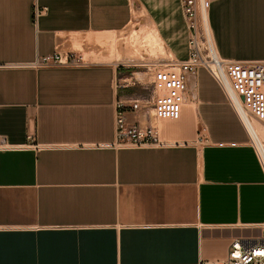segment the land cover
Masks as SVG:
<instances>
[{"label":"crops","instance_id":"obj_1","mask_svg":"<svg viewBox=\"0 0 264 264\" xmlns=\"http://www.w3.org/2000/svg\"><path fill=\"white\" fill-rule=\"evenodd\" d=\"M133 3L166 54L187 59L180 0H0V264H225L234 237L261 233L264 169L206 68L187 77L184 121L164 123L182 141L128 148L113 145L116 102L141 71L116 82L165 60L32 66L72 45L90 53L131 24ZM207 16L219 56L264 60V0H208ZM152 108L127 118L151 124Z\"/></svg>","mask_w":264,"mask_h":264},{"label":"built area","instance_id":"obj_2","mask_svg":"<svg viewBox=\"0 0 264 264\" xmlns=\"http://www.w3.org/2000/svg\"><path fill=\"white\" fill-rule=\"evenodd\" d=\"M183 16L189 30L187 59L174 58L162 63H151L147 70L152 74V93L148 97L123 96L116 102L115 142L113 145L128 148H144L165 145L161 138L165 122L184 121L187 105L188 75H194L200 67L206 68L220 85L227 101L246 127L250 143L264 169V156L251 136L242 113L248 112L264 124V60L234 61L218 55L208 23V0H180ZM44 10L35 6L34 17ZM205 15V18H204ZM89 64L77 50H56L51 55L37 57L34 68L84 67ZM3 66V65H0ZM126 78L119 75L116 87L124 89ZM147 105L153 108V123L130 121L128 112H137ZM178 130V129H177ZM169 129L166 132H176ZM199 139H201L199 137ZM7 144L0 137V148ZM261 233H243L233 238L225 264H264V227Z\"/></svg>","mask_w":264,"mask_h":264},{"label":"rangeland","instance_id":"obj_3","mask_svg":"<svg viewBox=\"0 0 264 264\" xmlns=\"http://www.w3.org/2000/svg\"><path fill=\"white\" fill-rule=\"evenodd\" d=\"M133 6H135L134 3H133ZM141 9H142L141 7L137 8V10L139 11V16L136 18L135 24H138V25H135L134 27L135 28L143 27L145 29V27H147V25H148V24H145V23H147V21H146L147 18L144 14L142 15ZM133 25H134V23L129 24L125 29H123L122 31L118 32L115 35L113 34L112 36H110L107 39L100 38V39L96 40L98 43L96 41L92 42L90 45L91 46V49H90L91 52L89 53V51L88 52L84 51V53H83L85 59H87L89 61H94V62H97V61H104V62L124 61V62H127L128 61V62H131V64L136 63L139 65L142 63H146L148 61H159V60L161 61V60H167V59L172 58L170 55H168L166 53L161 54V55H160V53H154V55L145 53L144 56L137 54V52L133 48H131L132 46H131L130 40L127 39V38H129V35L131 36V33H132L131 31H133L135 29L133 27ZM89 42H90V39H89ZM71 48L75 49V50H82L79 45H72ZM96 48H98L99 51L98 52H92ZM138 67L139 66H137V68ZM133 70H137L138 72L141 71L143 73L140 76L139 83L135 82L134 87L127 89V91L130 93H132V92L136 93V95H135L136 97H138V96H141L143 98L148 97V91H147V89H145V87L150 82V80L152 79L151 71L145 73V71H147L145 67H139L138 69L131 68L130 71H128V69H127V71L125 73H121V76L129 78V76L131 74L130 72ZM136 76L137 75H135V77ZM130 80L127 79L126 82L131 83ZM198 85H199L200 90L203 91V90L207 89V90L212 91V93L216 91V87H217L216 82L214 81V79L210 76V74L206 70H200V73L198 74ZM190 106H191V103H190ZM203 108H202V112L204 111ZM152 113H153V110H152ZM204 116H205V113H204ZM253 118L256 121L260 131L262 132V139L264 141V124L261 123L255 117H253ZM158 125H159V127L162 128V133H164L162 138L164 140L170 141V142L182 141V139L178 138L177 136H175L173 134L172 135L168 134L169 136H165V135H167V134H165L166 131L169 129L165 130L161 126L160 123H158ZM263 227H264V225H263Z\"/></svg>","mask_w":264,"mask_h":264},{"label":"bare ground","instance_id":"obj_4","mask_svg":"<svg viewBox=\"0 0 264 264\" xmlns=\"http://www.w3.org/2000/svg\"><path fill=\"white\" fill-rule=\"evenodd\" d=\"M137 8L138 7H135V6L132 7V14H133L132 18L133 19H132L131 23H134L133 27L135 25H138V24H135V20L139 16V11L137 10ZM141 11L143 14L144 10L141 9ZM204 18H205V15H204ZM131 32H130L131 36L129 35V38H127V39L130 40V43L132 46L131 48H133L137 52V54L144 56L145 53L153 54V55H154V53H160V55H161V54L168 52V51L166 52L167 49L165 50L163 42L159 38V35L157 34L154 27L150 26L149 24L147 25V27H145V29L143 27L135 28ZM102 36L104 37L103 39H107L111 36V34L110 33H104ZM140 73H135V75H137L136 78L140 79V76L142 75L143 72H140ZM127 79L130 80V78H126V80ZM242 116H243V119L245 121V124H246L251 136L253 137L254 141L256 142L261 153L264 156V141L262 139V132L260 131L256 121L254 120V118H253L254 116L248 112L242 113Z\"/></svg>","mask_w":264,"mask_h":264}]
</instances>
